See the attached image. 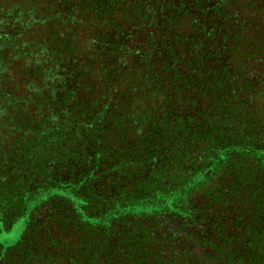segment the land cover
<instances>
[{
  "label": "trees",
  "instance_id": "1",
  "mask_svg": "<svg viewBox=\"0 0 264 264\" xmlns=\"http://www.w3.org/2000/svg\"><path fill=\"white\" fill-rule=\"evenodd\" d=\"M225 2L0 0V264H264V37Z\"/></svg>",
  "mask_w": 264,
  "mask_h": 264
},
{
  "label": "rangeland",
  "instance_id": "2",
  "mask_svg": "<svg viewBox=\"0 0 264 264\" xmlns=\"http://www.w3.org/2000/svg\"><path fill=\"white\" fill-rule=\"evenodd\" d=\"M76 1V0H74ZM264 0H226V2L224 3V6L222 7L223 10H226L225 12L227 14H233V16L230 19H224V22H222L223 25H228V26H233L235 21L241 22L242 24H245L246 27L244 28V32H245V36L249 37L250 33H248V30L250 28L252 29H257L259 31V33L261 34L260 36L264 37ZM263 2V3H261ZM256 4V6H253V4ZM258 4V5H257ZM50 6H57V4L54 2V4H51ZM44 8H48L45 7L44 5H42V9L44 10ZM47 14V13H46ZM90 13H85V15H83L80 19V21L82 22V26L81 29L77 28L75 26V24L72 25V30L74 31L73 35H75V37L77 38V41L79 42V40L81 41V39H78V36L82 37V33L85 32L84 34L86 35L87 32H89V27H97L95 28V30H99V31H103V30H107L106 28L108 27L107 22H99L95 19H92L89 15ZM75 15V13L73 14V16ZM121 14H117V15H112L111 17H109V19H114L116 22L120 21L122 22L124 18H120L118 16H120ZM89 18V19H88ZM222 15H218L216 16V22L219 24V21L221 20ZM52 22V21H51ZM249 23V24H248ZM252 23V24H250ZM53 30H57L58 32H60L61 34L63 33L59 28V26H56V23H53V26L50 27ZM83 29V30H82ZM185 31L189 32L190 29V23H187L186 26L184 27ZM150 37H153V35H149ZM86 45H89L90 40H92L91 37H86ZM135 39L136 41V45L137 44H141L143 42L146 41V39L148 40V36L146 35H136L135 37H132V40ZM131 38H129L126 43L131 42L132 41ZM76 42V41H75ZM44 44V43H43ZM87 47L90 46H83V44L80 45V49L82 48L83 50H86ZM50 193H53L50 192ZM59 193H64L62 191H59ZM47 195L49 194H44L41 197H39L34 203L30 204L31 206L38 203L39 201H41V199L45 198ZM30 209V206H28V211ZM28 211L26 212V214H24V216H22L20 219L17 220V222L9 229V230H1L0 231V243L4 246V247H8V246H12L15 244V242L17 241V239L19 238L24 226H25V222L27 219V214Z\"/></svg>",
  "mask_w": 264,
  "mask_h": 264
}]
</instances>
